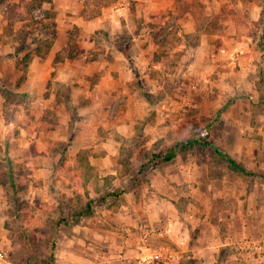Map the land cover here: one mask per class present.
<instances>
[{
  "label": "rangeland",
  "instance_id": "rangeland-1",
  "mask_svg": "<svg viewBox=\"0 0 264 264\" xmlns=\"http://www.w3.org/2000/svg\"><path fill=\"white\" fill-rule=\"evenodd\" d=\"M16 1L5 0L0 5V47L3 48L0 55H7L9 58L17 44L13 42L12 31L7 29L3 12L6 5ZM254 1L264 7V0ZM81 2L82 0H57L52 4L54 11L56 8H63L67 12L58 16L55 11L57 34L46 53L52 48L58 49L62 44L61 50L66 47L71 34L78 47V54L68 61L63 71L64 75H70L69 79L53 80L56 72H52L48 92L44 95L50 102L45 109H42L43 102L36 104V93L15 91L21 84L19 72L12 84L5 85L0 80L4 87L0 88V97L4 99L8 118L15 111L27 112L29 115L32 112H42L45 118L43 122L48 124L46 133L55 131L59 138L64 135L62 131L66 133L65 140L54 141L56 151H62V160L68 161L71 155L74 160L73 153L88 143L97 153L102 151L103 157L104 154L112 153L109 161L99 168L102 170V178L87 194H98L120 187L125 191L124 205L128 206L130 202L139 211L145 197L164 198L165 195L160 192H166L164 189L167 187L172 188L180 198V207L184 205L183 199L190 198L191 190L207 194L211 192L210 196L217 199L223 197V190L231 188V185L225 186L226 183L243 184L247 196L255 192L264 199L262 81L254 80L253 87L248 85L245 88L242 80H250L249 75V79L236 75L235 72H224L222 76L218 71L212 70L210 65L213 64V56L208 45L215 47L212 48L215 51L222 45L218 44V40H204L201 44L194 29L205 21L207 13L218 18L228 14L230 17L235 16L244 26L237 32L238 36L245 35L260 40V32H256V25L248 17L245 19L243 8L238 14V1L181 0L175 12L166 11L161 20L146 22L136 13L137 7L133 0L125 2L129 4L125 9L127 18L116 14L115 11L123 3V0H117L105 7L108 12L103 23H95V18L83 19L80 15ZM116 4L118 7L114 8ZM75 11H79L78 15ZM119 17H122L119 24L121 27L117 28ZM165 26H169L166 32L173 31L174 38L169 49L163 52L155 39L159 29ZM227 33L221 26L216 32L223 37ZM126 54L130 59H127ZM260 61H253L259 67L253 74L255 79L261 76ZM222 63L216 61L214 66ZM233 69L237 70L234 66ZM105 75L109 79L112 76L115 80L120 79V84L114 86L112 93L102 98L103 110L100 114V95L95 92L94 87L101 78H106ZM78 80L81 81L80 84H77ZM72 85L80 88L75 104L71 97ZM255 91L259 93V99L251 100L250 96L255 95ZM70 111L74 115L73 119ZM32 133L37 137L43 135L40 128H33ZM197 139L212 142L235 162L257 173L259 177L242 176L231 170L227 163L212 156L208 148L199 147L179 154L171 163L152 165L145 175L136 177L141 162L150 154L165 152L178 142ZM7 156V150L5 153L0 151V210L6 218L3 224L5 237H0V264H19L26 256H46L47 237L53 234L50 222L57 217L58 211L54 209L55 206L39 205L35 207L39 213L37 218L31 217V212L23 208L16 215V196L12 191L6 193L1 185L9 183L6 173L8 168L14 172L13 179L18 183L25 184L26 179L17 175V166ZM21 159L19 158L20 162ZM111 170L114 172H110ZM138 189L139 197L136 195ZM30 196L27 190L22 198L28 201ZM86 197L88 195L84 193L70 199L63 197L61 205L66 210L72 209L79 202L85 201ZM68 231L70 230L61 228L55 235V253L58 249V236H68Z\"/></svg>",
  "mask_w": 264,
  "mask_h": 264
},
{
  "label": "crops",
  "instance_id": "crops-1",
  "mask_svg": "<svg viewBox=\"0 0 264 264\" xmlns=\"http://www.w3.org/2000/svg\"><path fill=\"white\" fill-rule=\"evenodd\" d=\"M56 1L52 0V4ZM131 1L123 0L119 8L116 4L115 13L121 14L124 19L127 18L125 9L129 7V4L125 2ZM180 1L133 0L137 7L136 13L146 22L161 20L166 11L175 12ZM237 1L240 6L238 14L243 8V13L246 14L245 19L248 17L250 22L258 24L263 9L261 4L254 0ZM107 9L105 7L101 9L100 16L94 20L95 23H103L106 20ZM55 11L58 12V16L67 12L63 8H56ZM75 12L78 15L79 11ZM207 15L212 14L207 13ZM78 20L82 21L80 18ZM121 20L122 17H119L117 28L121 27L119 25ZM219 26L222 30L228 31L226 36L219 34L199 36L201 44L204 40H218V44L222 45L218 51L212 50L215 47L208 45V50L213 56V64L210 68L218 71L217 73H221L222 76L224 72H235L236 75L240 74L241 77L247 78L249 75L250 80L245 82L242 80L245 88L248 85L251 87L254 80H261L264 92V34L260 40L245 35L238 36L237 32L244 26L240 24V21L235 22L232 19L223 20ZM255 30L259 33V29L255 28ZM63 45H60L58 49L52 48L43 57H33L27 68L26 78L15 89L16 92L36 93L38 95L36 104L43 102L42 109L47 108L50 102V99L44 95L48 92V82L52 78V72H56L53 80H68L70 76L63 74L69 60H65L56 68L52 67L54 57ZM200 48L205 47L200 46ZM2 49L0 47V51ZM6 56L0 55V80L8 85L14 83L18 71L15 69L14 60ZM255 59L258 62L261 60V76H257V79L253 75L258 67L253 64ZM216 61L223 63L214 66ZM233 66L237 70L233 69ZM105 77L101 78L94 87L95 92L100 95L98 99L100 114L103 110L102 98L112 93L114 86L120 84V79L115 80L113 76L109 79L108 75ZM78 83L80 84L81 81L78 80ZM78 93L80 88L72 85L73 104L76 102ZM254 93L255 95L252 94L250 99L258 100L259 93L257 91ZM261 98L264 100L263 96ZM3 101L4 99L0 97V151L5 153L7 150L8 156L15 162H20L19 158H22L19 164L23 165V169L28 172L29 179L28 191L31 196L28 197V202L31 208H34L30 216L37 218L39 213L35 207L59 206L63 197L69 199L74 197L75 172L70 167L75 166V159L72 160L73 155H71L68 161L62 160V151H56L54 141L65 140L66 133L62 131L64 135H60V138L55 131L46 133L48 124L43 122L45 118L42 112L39 114L32 112L29 115L27 112L15 111L12 117L8 118ZM95 108L97 109V106ZM60 123L65 124L64 121ZM33 128H40L43 135L37 137L35 133H32ZM80 147L82 149H77L73 154L90 149L91 145L88 143ZM110 154L112 153L104 154V157L101 155L89 157L90 164L98 167L100 178H102L100 175L102 170L99 168L109 161ZM60 162L66 166L64 169L58 168ZM110 172L113 173L114 170ZM167 178L170 179V177ZM96 184V181L91 182L85 190L80 189L76 192L79 197L84 193L90 198H95L98 194L93 192L87 194L86 191L91 190V187ZM227 185H231V188L224 189L223 197L218 199L211 197V192L207 194L191 190L190 198L183 199L182 207L178 204L180 198L176 196L175 191L167 187L164 189L166 192H160L165 195L164 198L145 197L141 202V211L130 202L128 206L123 205L116 211L99 209L93 216L82 219L78 225L64 228L69 229L70 234L58 236L54 264H264V257L235 251V245L244 240L264 244V208H262L264 199L255 192L247 196L243 184L226 183L225 186ZM232 188L233 191H231ZM256 205L258 206L254 207ZM5 219L0 210V237L2 238L5 237L3 228ZM166 248L175 254L174 260L167 263L148 262L151 252Z\"/></svg>",
  "mask_w": 264,
  "mask_h": 264
},
{
  "label": "trees",
  "instance_id": "trees-1",
  "mask_svg": "<svg viewBox=\"0 0 264 264\" xmlns=\"http://www.w3.org/2000/svg\"><path fill=\"white\" fill-rule=\"evenodd\" d=\"M5 0H0V5ZM117 0H82V8L80 15L85 20H91L100 15L101 9L108 4ZM3 17L7 24V29H10L13 42L17 44V48L10 56L14 60L15 69L20 73L19 83H22L26 78L27 68L33 57H40L43 53H46L51 45L52 39L56 36L57 30L55 26L56 13L52 7V0H17L6 5ZM225 19H233L237 22L235 16L230 17L228 14L223 17H215L213 15H206L205 21L200 25H196L195 32L200 35H215L219 29V24ZM256 25L259 29L260 36L264 34V7L262 9L261 18ZM15 26L17 28L15 29ZM169 26L162 27L158 31V35L155 39L157 45L160 44L163 52H166L174 38L173 31L166 30ZM217 29V30H216ZM78 54V47L73 42L71 34L68 36L66 47L57 52L52 67L56 68L59 64L65 60H72ZM127 59H130L126 54ZM0 88L3 89V85L0 84ZM72 111V109H71ZM70 111V112H71ZM71 119H73V113H70ZM208 148L217 160L223 161L228 164L231 170L242 174L249 178H257L259 175L253 171L245 169L241 164L235 162L228 154L222 152L215 144L206 141L205 139L186 140L178 142L171 146L167 151L161 153H152L147 156L140 164L139 170L136 173V177L145 175L147 170L152 165H161L171 163L179 154L191 151L193 148ZM102 151L97 153L96 149H84L80 150L75 155V166L70 167L75 172L73 176L74 197H79L77 190H85L91 182H99L100 177L98 175V169L91 165L89 162L90 156L102 155ZM7 158H9L7 156ZM11 158V157H10ZM17 166V175L21 178H25L26 182L18 183L13 179L14 172L11 168H8L7 175L9 177L8 185H1L5 189L6 193L13 192L16 196L14 199V206L16 215L19 209L23 208L29 213L34 210L31 208L30 203L24 200L22 197L28 190L29 179L27 178L28 172L23 170L21 165L17 164L14 159H10ZM66 166L63 163L58 164V168L64 169ZM264 178V177H262ZM87 192V191H86ZM125 191L123 188L117 187L111 191L98 192V196L95 198L86 197V200L79 202L77 207L72 209H64L62 205L55 206V210L58 211L57 217L50 222L53 234L47 237V254L44 258H35L34 256H26L19 264H54L55 263V251L57 247V235L61 228H68L76 226L84 218L93 216L97 210L106 208L111 211L118 210L126 203L124 197ZM136 195L139 197L140 192L136 190Z\"/></svg>",
  "mask_w": 264,
  "mask_h": 264
},
{
  "label": "built area",
  "instance_id": "built-area-1",
  "mask_svg": "<svg viewBox=\"0 0 264 264\" xmlns=\"http://www.w3.org/2000/svg\"><path fill=\"white\" fill-rule=\"evenodd\" d=\"M235 251L238 253L251 254L259 257H264V244L244 240L235 245ZM176 258L175 254L169 249H157L151 252L148 258L149 263H167Z\"/></svg>",
  "mask_w": 264,
  "mask_h": 264
}]
</instances>
